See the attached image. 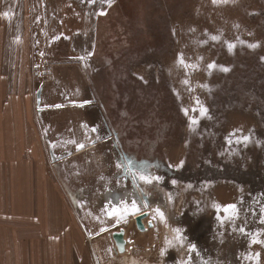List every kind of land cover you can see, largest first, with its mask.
<instances>
[{
  "label": "rangeland",
  "instance_id": "374dc122",
  "mask_svg": "<svg viewBox=\"0 0 264 264\" xmlns=\"http://www.w3.org/2000/svg\"><path fill=\"white\" fill-rule=\"evenodd\" d=\"M0 25L49 185L7 264H264V0H0Z\"/></svg>",
  "mask_w": 264,
  "mask_h": 264
},
{
  "label": "crops",
  "instance_id": "0c3cea01",
  "mask_svg": "<svg viewBox=\"0 0 264 264\" xmlns=\"http://www.w3.org/2000/svg\"><path fill=\"white\" fill-rule=\"evenodd\" d=\"M2 37L0 25V264H7L12 262L10 251L18 253L20 236L26 235L21 227L26 224L19 220L35 212L42 216L41 197L49 185L43 188L41 183L45 182L46 156L34 121L30 69L26 67L25 54L13 48L20 45L8 49L10 45L6 39L2 42ZM48 202L45 200V207ZM48 214L50 218L49 210ZM12 223L14 228L20 223L21 230H12ZM10 238L14 240L13 247L9 245ZM46 238H55L54 232Z\"/></svg>",
  "mask_w": 264,
  "mask_h": 264
},
{
  "label": "water",
  "instance_id": "95a60500",
  "mask_svg": "<svg viewBox=\"0 0 264 264\" xmlns=\"http://www.w3.org/2000/svg\"><path fill=\"white\" fill-rule=\"evenodd\" d=\"M148 216V213H144L136 218L137 227L140 231H145V225L143 224V219ZM152 227V223H150ZM125 231L121 230L120 232H116L113 234V238L116 242V245L121 253H124L126 250V242L124 240Z\"/></svg>",
  "mask_w": 264,
  "mask_h": 264
},
{
  "label": "snow or ice",
  "instance_id": "6c2138e0",
  "mask_svg": "<svg viewBox=\"0 0 264 264\" xmlns=\"http://www.w3.org/2000/svg\"><path fill=\"white\" fill-rule=\"evenodd\" d=\"M93 2H94V0H93ZM101 15H103V14H106V13H104V12H101L100 13ZM5 16H7V15H9L8 13H5L4 14ZM213 39H216V37H213ZM258 45H249V47H257ZM231 47H233L232 45H230V48ZM183 61H182V59H181V63H182ZM214 67H216L215 66V64H211V65H209V68H214ZM224 71H228L229 69H227V68H225V69H223ZM141 79H143L142 77H141ZM187 110H185V112H186ZM204 111H206V110H204ZM192 123L193 124H195V123H197L195 120H193L192 121ZM95 130V129H94ZM248 139H250L249 137H245V141H247ZM79 147H83V145H80ZM235 206L234 205H228V206H226V208H225V210H228V209H232V208H234ZM157 212L160 214V216L161 217H163V213L162 212H160V210L159 209H157ZM262 222H264V221H262ZM178 232H179V230H177ZM191 250L192 251H195L196 249H195V245H192L191 246ZM257 255V257L259 256V254H256Z\"/></svg>",
  "mask_w": 264,
  "mask_h": 264
},
{
  "label": "bare ground",
  "instance_id": "6f19581e",
  "mask_svg": "<svg viewBox=\"0 0 264 264\" xmlns=\"http://www.w3.org/2000/svg\"><path fill=\"white\" fill-rule=\"evenodd\" d=\"M144 213H146V211H144V212H142V213L136 215V216H135V222H136V218H137L138 216L144 214ZM147 213H148V216L145 217V218L143 219V224L145 225V229H147V228H148V225L150 226V223H152V222H151L150 213H149V212H147ZM136 226H137V223H136ZM137 228H138V227H137ZM138 230H139V229H138ZM124 240H125V242H126V231H125V234H124ZM118 250H119V249H118ZM125 250H127V242H126V248H125Z\"/></svg>",
  "mask_w": 264,
  "mask_h": 264
},
{
  "label": "flooded vegetation",
  "instance_id": "af4514ba",
  "mask_svg": "<svg viewBox=\"0 0 264 264\" xmlns=\"http://www.w3.org/2000/svg\"><path fill=\"white\" fill-rule=\"evenodd\" d=\"M115 241V240H114ZM116 243V242H115Z\"/></svg>",
  "mask_w": 264,
  "mask_h": 264
}]
</instances>
